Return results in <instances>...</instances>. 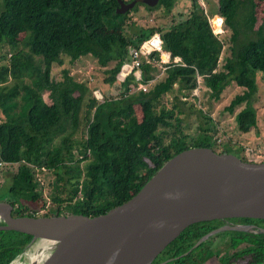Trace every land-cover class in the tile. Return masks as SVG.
Here are the masks:
<instances>
[{
    "label": "trees",
    "instance_id": "obj_1",
    "mask_svg": "<svg viewBox=\"0 0 264 264\" xmlns=\"http://www.w3.org/2000/svg\"><path fill=\"white\" fill-rule=\"evenodd\" d=\"M202 2L206 3L158 0L149 6L137 2L131 11L137 12L142 5L150 15L159 14L127 34V27L135 22L128 21L129 10L116 12L118 0H2L0 46L8 57L0 65V161L17 164L8 187L12 215L96 216L129 200L167 159L182 150L209 147L233 153L227 146L219 148L225 142H220L217 130L205 128L198 137L175 130L168 142L158 133L160 125L179 126V108L174 104L167 109L161 103L164 95L177 84L187 97L198 84L196 74L201 76V93L216 101L232 82L243 88L224 110L233 114L245 101L234 115L236 127L248 133L257 126L251 99L257 90V71L264 82V19L256 26L255 0H216L217 8L210 15ZM213 15L222 17L224 35L212 32L208 17ZM154 33L171 60L162 63L160 52L153 51L140 64L141 82L159 73L157 64L165 69L146 91L134 92L137 81L132 74L120 76V68L131 62L132 50ZM63 55L71 63L86 56L102 68L112 63L98 78L101 101L69 69L62 70L61 79L51 78L52 66L62 64ZM176 56L182 64L172 62ZM80 124L78 140L73 135ZM236 155L243 161H258ZM35 170L53 175L55 206L40 214L29 206L42 198L43 184ZM221 221L189 225L153 263L171 257L175 258L166 264H256L264 259V234L237 230L218 233V238L210 237L187 252ZM31 239L1 230L0 264L17 258Z\"/></svg>",
    "mask_w": 264,
    "mask_h": 264
},
{
    "label": "water",
    "instance_id": "obj_2",
    "mask_svg": "<svg viewBox=\"0 0 264 264\" xmlns=\"http://www.w3.org/2000/svg\"><path fill=\"white\" fill-rule=\"evenodd\" d=\"M157 1L118 0L116 12H126L137 2L154 6ZM12 210L8 197L0 199V231L30 235L31 243L41 241L14 264H152L191 224L264 220V160L243 161L233 153L190 147L167 159L134 196L105 213L14 216ZM251 227L212 229L187 252L218 232ZM256 264H264V259Z\"/></svg>",
    "mask_w": 264,
    "mask_h": 264
},
{
    "label": "rangeland",
    "instance_id": "obj_3",
    "mask_svg": "<svg viewBox=\"0 0 264 264\" xmlns=\"http://www.w3.org/2000/svg\"><path fill=\"white\" fill-rule=\"evenodd\" d=\"M205 1L206 3H203V5L205 9L208 10L210 15L211 11L213 12L217 8L216 0ZM1 2L2 0H0V9ZM255 2L257 17L256 26H258L264 19V1L255 0ZM158 14L159 11H156L150 15L142 5L138 6L137 12L131 11V9H129L128 21H133L135 23L127 27V34L137 31L138 27L142 26L145 20L154 18ZM218 21L219 19H215V23L217 25L219 23ZM113 32H117V30H114ZM224 33L225 31L223 30L219 35H224ZM6 52L7 51L5 49L3 50L0 46V55H4ZM6 56L8 57V54L4 55V57L0 59V65L6 63ZM62 60V64L55 63L52 66L51 78L53 80H59L62 77V70L69 69L70 74L76 80L85 81L87 83L88 87L92 90V93L97 89L100 90L98 78L103 76V71L107 69V67L112 66V63H110L107 67L102 68L94 59L87 56L71 63L69 57L63 55ZM159 75L160 74H157V77ZM257 75V90L252 96L251 103L256 107L258 122L257 126L252 127L248 133H242L238 131L234 119L235 113L246 104L245 101L236 106L235 112L233 114H230L224 110V107L229 104L230 100L236 94L243 92V88L232 82L224 88L220 95V99L216 101L209 98L207 93H201L200 88H198L197 94L192 92L193 95L188 94L187 97H184L181 94L182 92L177 90L178 85L175 84L173 91L166 93L161 100V103L167 109H173V105L176 104L180 112L178 113L179 126L174 122L173 125H160L158 133L162 140L168 142L170 140V136L175 130H180L181 133L191 134L194 137H198L205 128H209L210 130H217V132L221 135L220 142H225L221 147H219L220 149L227 146L229 150H231V152H233L235 155L243 154L246 155L250 160L259 161L262 157H264V82L261 80V73L257 71ZM174 95L177 96V100L174 98ZM101 99L102 98L99 100L101 101ZM135 110L137 112L138 118H140L141 112L139 106H136ZM2 118L3 114L0 111V120ZM82 128L83 126L80 124L73 135L74 138L78 140L81 139ZM226 140H230V142ZM219 148L216 149L219 150ZM7 165L8 166L5 167L0 166V199L9 196L8 187L11 183V175L17 169V164ZM35 176L40 182V185L43 184V188L40 189L42 190V198L37 202L31 203L29 206L37 208V212L39 214L43 212H49V210L55 206V203L52 201L54 199V195L51 192L50 183V181L53 179V175L45 171L35 170ZM41 204H44L45 206L42 207ZM40 242V240L34 241L33 246H37ZM225 253L226 252L224 251L222 255Z\"/></svg>",
    "mask_w": 264,
    "mask_h": 264
},
{
    "label": "built area",
    "instance_id": "obj_4",
    "mask_svg": "<svg viewBox=\"0 0 264 264\" xmlns=\"http://www.w3.org/2000/svg\"><path fill=\"white\" fill-rule=\"evenodd\" d=\"M203 4V2H202ZM209 19V25L211 27L212 32L215 35H219L222 31V18L218 17V16H213L212 19L211 17H208ZM215 19H219V23L218 25L215 23ZM153 51H159L160 52V62L162 63H168L171 60V56L170 53L167 51H164L162 49V41L161 38L159 36L158 33H154L151 37H149L148 39L144 40L142 42V44L137 48L132 50V60L131 62H127V63H123L119 74L120 76H127L129 74H132V76L135 78V80L137 81V86L134 89V92L136 91H146L148 89V86L153 83L155 81V77H157V75L154 78L149 79L146 83L145 82H141V78H142V72L140 69V64L142 62L141 57H144V60H148V56L153 52ZM173 63L176 64H182L181 62V58L176 56L172 59ZM158 68H159V73L161 74L163 72V70L165 69V66L163 64H157ZM196 79H197V86L194 87L191 91L189 95H193L192 92L194 94H197V90L199 88V83L201 80V76L199 74H196ZM93 95L96 97V99H100L102 98V94L101 92L97 89L96 91L93 92ZM102 100V99H101ZM100 101V100H99ZM7 162H3L0 161V166L2 165H7Z\"/></svg>",
    "mask_w": 264,
    "mask_h": 264
},
{
    "label": "flooded vegetation",
    "instance_id": "obj_5",
    "mask_svg": "<svg viewBox=\"0 0 264 264\" xmlns=\"http://www.w3.org/2000/svg\"><path fill=\"white\" fill-rule=\"evenodd\" d=\"M9 200H10V202H11V199L10 198H8ZM237 224H249V225H251L252 227V231H244L245 233H252V234H255V235H259V234H264V220L263 219H254V220H252V221H238V220H232V219H223L222 221H221V223L219 224V225H217L216 227H214L213 229H215V228H218V227H220V226H223V225H231V226H234V225H237ZM214 225V224H213ZM212 230V229H211ZM210 230V231H211ZM184 231V230H183ZM224 231H226V230H224ZM209 232V231H208ZM223 232V231H222ZM218 233H221V232H218ZM218 233H216V234H214V235H212V236H210V237H215V235H217ZM209 237V238H210ZM215 238H218V237H215ZM257 239V241H256V243H259V240H260V238H256ZM31 245H33V243H28L26 246H25V249H23L20 253H19V255L17 256V258H15L13 261H11L9 264H14V263H16V262H20L21 260H23V255H24V253L26 254L27 253V251L29 250V247L31 246ZM32 247V246H31ZM161 253V252H160ZM159 253V254H160ZM158 254V255H159ZM158 255L155 257V259L158 257ZM181 255H184V253H182ZM173 258H175V257H171V258H168V259H164V260H161V261H158V262H154L153 263V261L155 260H153L152 261V264H166V263H169V262H171L172 260H173Z\"/></svg>",
    "mask_w": 264,
    "mask_h": 264
},
{
    "label": "clouds",
    "instance_id": "obj_6",
    "mask_svg": "<svg viewBox=\"0 0 264 264\" xmlns=\"http://www.w3.org/2000/svg\"><path fill=\"white\" fill-rule=\"evenodd\" d=\"M215 16V15H214ZM216 16H218V15H216ZM219 17H221V16H219ZM222 18V17H221ZM223 20V19H222ZM223 24V23H222Z\"/></svg>",
    "mask_w": 264,
    "mask_h": 264
}]
</instances>
